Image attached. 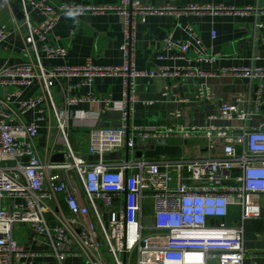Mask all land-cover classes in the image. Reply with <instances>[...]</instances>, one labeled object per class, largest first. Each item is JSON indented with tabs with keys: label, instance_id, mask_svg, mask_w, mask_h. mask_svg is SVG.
<instances>
[{
	"label": "built area",
	"instance_id": "2783aa9c",
	"mask_svg": "<svg viewBox=\"0 0 264 264\" xmlns=\"http://www.w3.org/2000/svg\"><path fill=\"white\" fill-rule=\"evenodd\" d=\"M23 21L27 26V45L35 60L14 66H0V87L18 88L0 98V264H35L42 256L20 246L13 238L18 224H28L37 237L46 238L57 264H245L244 222L259 213L256 198L264 194V126L180 128L152 131L132 124L133 108L138 101L135 84L139 78L181 80L196 77L235 75L264 80V68H230L206 72L199 67L162 66L154 71H139L135 65L136 30L139 19L147 22L154 14L241 13L235 9L191 6L185 10L173 7L155 9L141 0H122L115 8H81L56 6L49 0H20ZM43 21L33 26L31 14ZM116 12L123 17L124 40L121 45L124 63L121 66H96L91 61L81 67L57 66L47 69L42 57L63 58L66 51L50 43V34L62 16L86 13ZM186 40L172 35L162 40V52H174L170 59L213 63L218 55L206 54L202 41L193 28ZM7 24L0 23V44L11 36ZM212 38L216 33L212 32ZM167 59L161 55L158 60ZM122 78L120 129H93L87 154H77L68 141L65 124L58 113L52 89L60 79H79V87H92L97 78ZM40 81L41 96L19 100L21 89ZM264 85L261 84L260 93ZM71 91V88H69ZM67 98L68 105L84 101L102 102L112 107L108 97L96 100ZM166 96V94H163ZM199 99H209L201 88ZM48 101L56 118L59 133L65 142L63 162L43 161L37 140L39 122L46 110L31 123L20 117ZM17 104L16 108L11 105ZM254 110L237 104H224L216 119L246 124ZM180 114L178 113L177 116ZM174 137L183 140L198 138L205 149L214 153L218 140L224 141L222 156L200 158L198 153L161 156L159 160L137 158L135 141L157 140L159 146L170 145ZM187 150V149H186ZM126 151L121 162L105 157ZM197 152V151H196ZM91 157H97L92 162ZM176 173L177 179L173 176ZM177 181V182H176ZM176 182V184H175ZM241 212L242 225L228 223L230 208ZM149 220V221H147ZM151 221V223H150ZM152 232L146 235L145 232Z\"/></svg>",
	"mask_w": 264,
	"mask_h": 264
},
{
	"label": "crops",
	"instance_id": "0c3cea01",
	"mask_svg": "<svg viewBox=\"0 0 264 264\" xmlns=\"http://www.w3.org/2000/svg\"><path fill=\"white\" fill-rule=\"evenodd\" d=\"M49 1L56 6L81 8H115L122 2V0ZM141 3L155 9L173 7L185 10L191 6H199L235 9L241 13L154 14L148 16L146 23H142L139 19L134 53L135 65L139 71H154L162 66L199 67L211 73L230 68H264V0H141ZM16 10L19 12L22 10L20 0H0V23L7 24L12 32L8 40L0 44V66H14L35 60L32 54H27L29 51L27 26ZM30 20L33 26H38L43 18L33 12ZM123 22V17L116 12L97 14L89 12L80 16H62L50 34L49 40L51 44L64 49L66 55L57 59H48L43 56L44 67L47 69L57 66L81 67L89 61L96 66L123 65V53L120 49L124 40ZM189 27L194 29L202 41L206 54L218 55L215 62L198 63L195 60L196 53L193 51L189 54L190 61L173 60L170 58L175 55L174 52H162L161 44L165 37L172 35L174 39L186 40L190 38ZM212 32L216 33L215 39L212 38ZM161 55L167 59L158 60ZM261 84L264 85V80L261 78L235 75L184 80L139 78L135 84L138 101L134 104L132 124L148 131L173 126L238 128L244 125L247 129L264 126V87L259 94ZM78 85L79 79H60L52 89V96L65 124L69 144L77 154H87L90 133L93 129H120L122 126L123 80L122 78H97L92 87ZM201 88L207 89L210 93L209 99L198 98ZM15 89L20 90L0 87V98L5 99L6 95ZM21 91L20 101L43 94L39 80ZM67 94L76 98H87L92 94L96 100L100 101L110 97L114 104L107 108L102 102L90 100L77 105H68ZM259 96V110L250 122L243 124L238 121L216 119L224 104L239 103L240 107L254 110ZM11 106L16 108L17 104ZM41 108L46 110V115L45 119L38 123L40 129L37 146L40 157L43 161L50 162L53 161L54 156L62 160L66 146L47 100L40 107L22 115L20 119L26 123L36 121ZM178 113L179 116H177ZM206 143L194 137L189 140L174 137L169 141L171 146L180 148H178L177 156L184 151L187 153L188 149L190 152L198 153L200 158L222 156L224 141H217L214 153L205 149ZM158 146L157 140L138 138L135 141V156L159 160L160 157L145 156ZM125 155L126 151H117L108 154L105 160L121 162ZM90 159L92 162L98 161L97 157ZM173 176L176 180L178 175L173 173ZM256 204L259 206L258 215L244 222V245L247 250L245 264H264V194L256 198ZM229 214V224L242 225L239 208H230ZM28 226V224H18V238L15 237L13 229V238L16 243L42 254L35 264H57L55 256L50 253L49 241L44 237L35 236ZM71 263L81 264L78 260Z\"/></svg>",
	"mask_w": 264,
	"mask_h": 264
},
{
	"label": "water",
	"instance_id": "95a60500",
	"mask_svg": "<svg viewBox=\"0 0 264 264\" xmlns=\"http://www.w3.org/2000/svg\"><path fill=\"white\" fill-rule=\"evenodd\" d=\"M16 11L19 13L20 18L22 19L23 14L19 12L18 10ZM178 148L173 147L171 145L158 146L154 151L149 152L145 156L148 158L161 157V156H176L178 154ZM63 159H64V156H62V160H59L58 156H54L52 162L54 163L63 162L64 161Z\"/></svg>",
	"mask_w": 264,
	"mask_h": 264
},
{
	"label": "rangeland",
	"instance_id": "374dc122",
	"mask_svg": "<svg viewBox=\"0 0 264 264\" xmlns=\"http://www.w3.org/2000/svg\"><path fill=\"white\" fill-rule=\"evenodd\" d=\"M20 227H21V225H20ZM28 227H29V226H28ZM151 233H152V232H150V231H146V232H145L146 235H149V234H151ZM14 234H15V237H16V238L19 237L18 225H16L15 228H14ZM107 264H114L111 258H107ZM132 264H136L135 261H133Z\"/></svg>",
	"mask_w": 264,
	"mask_h": 264
},
{
	"label": "clouds",
	"instance_id": "9594fccd",
	"mask_svg": "<svg viewBox=\"0 0 264 264\" xmlns=\"http://www.w3.org/2000/svg\"><path fill=\"white\" fill-rule=\"evenodd\" d=\"M69 15H71V13H69Z\"/></svg>",
	"mask_w": 264,
	"mask_h": 264
}]
</instances>
